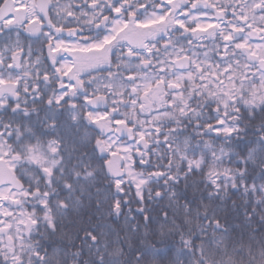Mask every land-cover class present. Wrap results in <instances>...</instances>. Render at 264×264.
Returning <instances> with one entry per match:
<instances>
[{
    "label": "snow or ice",
    "instance_id": "obj_1",
    "mask_svg": "<svg viewBox=\"0 0 264 264\" xmlns=\"http://www.w3.org/2000/svg\"><path fill=\"white\" fill-rule=\"evenodd\" d=\"M0 264H264V0H0Z\"/></svg>",
    "mask_w": 264,
    "mask_h": 264
},
{
    "label": "trees",
    "instance_id": "obj_2",
    "mask_svg": "<svg viewBox=\"0 0 264 264\" xmlns=\"http://www.w3.org/2000/svg\"><path fill=\"white\" fill-rule=\"evenodd\" d=\"M133 194H134V188H133ZM228 195L232 196L233 200H237L239 202V198H238V194L237 195H232L231 192L228 193ZM166 203V202H165ZM229 204H231V200L229 201ZM155 206V205H152ZM129 207H131L132 209H136L137 207H139V205H137L135 202H133L131 205H129ZM125 211L127 212V208L125 209ZM153 216L156 215V212H152L151 213ZM130 215H136L135 211H133ZM102 223H106V224H112L113 227H119V225H116L111 219H109L108 217H105V219L103 221H101ZM121 224H123V219L121 218ZM77 243L79 244L80 241L77 240Z\"/></svg>",
    "mask_w": 264,
    "mask_h": 264
},
{
    "label": "flooded vegetation",
    "instance_id": "obj_3",
    "mask_svg": "<svg viewBox=\"0 0 264 264\" xmlns=\"http://www.w3.org/2000/svg\"><path fill=\"white\" fill-rule=\"evenodd\" d=\"M37 2H38V0H37ZM62 2H65V3H66V2H67V0H62ZM75 2H77V3H78V2H79V0H75ZM210 15H211V14H210ZM73 26H75V25H73ZM45 31H47V29H45ZM105 74H106V73H103V72H102V73H98V75H105ZM89 91L91 92V89H89ZM122 111H123V110H122Z\"/></svg>",
    "mask_w": 264,
    "mask_h": 264
},
{
    "label": "water",
    "instance_id": "obj_4",
    "mask_svg": "<svg viewBox=\"0 0 264 264\" xmlns=\"http://www.w3.org/2000/svg\"><path fill=\"white\" fill-rule=\"evenodd\" d=\"M116 164L119 165V160L116 161ZM6 239H7V237H6Z\"/></svg>",
    "mask_w": 264,
    "mask_h": 264
},
{
    "label": "rangeland",
    "instance_id": "obj_5",
    "mask_svg": "<svg viewBox=\"0 0 264 264\" xmlns=\"http://www.w3.org/2000/svg\"><path fill=\"white\" fill-rule=\"evenodd\" d=\"M132 161H133V159H132ZM10 211H11V209H10Z\"/></svg>",
    "mask_w": 264,
    "mask_h": 264
}]
</instances>
